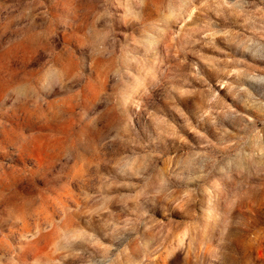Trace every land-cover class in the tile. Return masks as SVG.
<instances>
[{
  "label": "clouds",
  "instance_id": "clouds-1",
  "mask_svg": "<svg viewBox=\"0 0 264 264\" xmlns=\"http://www.w3.org/2000/svg\"><path fill=\"white\" fill-rule=\"evenodd\" d=\"M0 264H264V0H0Z\"/></svg>",
  "mask_w": 264,
  "mask_h": 264
}]
</instances>
